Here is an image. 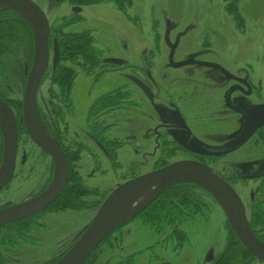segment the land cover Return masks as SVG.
<instances>
[{
	"label": "flooded vegetation",
	"instance_id": "1",
	"mask_svg": "<svg viewBox=\"0 0 264 264\" xmlns=\"http://www.w3.org/2000/svg\"><path fill=\"white\" fill-rule=\"evenodd\" d=\"M57 1L61 3V0ZM71 8L72 14L76 16L83 10L78 5ZM73 8L79 11L74 12ZM63 20L60 19L58 22L61 33H70L65 29L67 26H63ZM72 20L74 18L68 21ZM173 31L177 33L176 30ZM74 33L83 34L88 31ZM91 40H93L91 47L87 46L88 50L77 56L81 60L77 61L79 63L76 66L79 67L77 71L74 70L70 74V70L63 66L59 72H55L61 51L54 38L53 27L49 24L48 47L52 46V64L50 68L47 65L37 89V113L47 141L58 148L63 156L67 166V181L62 191L41 210L0 225V264H8V259L26 257L22 247L26 245V249L32 248L34 244L40 243V236H34L33 232L42 228L38 225L40 219L46 220L52 214L54 217L67 220L58 225L57 234L61 237L78 230L70 244L62 252L50 258L48 264L57 262L78 241L94 220L105 199L118 186L181 162L201 164L215 177L227 183L241 201L253 235L264 243V168L262 167L264 152L261 153L264 149L256 147L264 131V125L253 129L244 142L236 141L243 130H248L253 123L261 120L259 113L249 110L264 107V104L240 101L238 95L242 89L241 83L232 82L230 76L225 80L223 77L226 88L222 94V108L210 109L220 112L224 118H215L213 113L208 111L209 109L204 111L205 117L196 120L197 123H203L201 127L203 135L201 131L197 134L194 126L191 125L193 132L190 131L189 137L183 134L186 130L180 127L182 124H179L176 120L177 116H174L176 108L165 109L162 105H155L153 109L158 121L163 125L172 122L173 127L154 128V136L150 138V141H154V167L143 171L145 159H142V162L136 160L124 165L120 160V152L128 145V139L137 141L133 147L137 145L138 148H132L133 152L144 151L141 148L145 147V135H139V138L133 136L131 139L127 132L125 134L131 119L142 121L143 101L133 102L130 82L112 85L105 91L99 90L98 85L103 80V75L115 71L121 73L125 61L123 57L109 52L111 48L98 49L94 46L95 39ZM54 44L57 48L56 58ZM50 51L49 48V54ZM95 51L100 55L111 54L99 60L85 61V57L88 58ZM108 60H117L120 63ZM65 61L69 62V60ZM141 63L144 78L154 88H158L157 82L152 77L150 62L144 54L141 55ZM30 66L24 79V88ZM80 72L81 76H75V73ZM191 76L195 77L194 71ZM196 76L199 77L197 74ZM80 77L88 79L83 94L77 92ZM168 78L167 74H161V80L166 81ZM127 79L125 78V81ZM45 83L49 85L46 89L48 98L42 100ZM132 85L135 91L146 90L145 84L138 80L133 81ZM207 91L214 92V88L207 87ZM0 99L10 108L16 130L15 155L10 177L0 188V211H3L47 194L56 181V165L53 157L30 137L23 123L22 100H15L10 104L1 89ZM262 116L263 119L264 114ZM105 158L109 162L108 166L111 167L109 177L105 176L109 171L106 172L103 168L102 161ZM5 162V139L0 126V174L5 169ZM114 173L119 174L115 179ZM103 178L110 183L108 190L100 188L96 182ZM116 179L118 182L113 184ZM244 195L248 196V203L245 202ZM82 212L94 214L89 222L80 228L79 219ZM217 216H220V221L213 223L211 219ZM51 226L53 227L52 223ZM66 227L68 231L65 230ZM196 228L201 229L203 233H209L214 228H219L222 232L220 248L217 252L208 250L204 264H249V262L252 264L253 261L264 264V261L255 258L248 251L251 261L242 258L249 256L241 252L237 244L241 242L231 228L221 204L209 190L190 182L173 184L162 188L159 192L155 189L153 199L132 219L115 229L97 245L82 264H94V261L103 259V264H170L169 258L173 255L179 256L188 243L190 232ZM18 237L25 241L21 239L20 243ZM141 240L146 243L142 248H138ZM32 251L33 249L29 251L27 249L26 252ZM184 258L188 257L185 255Z\"/></svg>",
	"mask_w": 264,
	"mask_h": 264
},
{
	"label": "rangeland",
	"instance_id": "2",
	"mask_svg": "<svg viewBox=\"0 0 264 264\" xmlns=\"http://www.w3.org/2000/svg\"><path fill=\"white\" fill-rule=\"evenodd\" d=\"M33 1L41 8L49 24L52 25L54 38L60 26L58 22L64 19V27L67 26L65 29L70 32L64 35L67 40L75 36L74 32L86 30L88 40L90 39L89 47L93 43L91 40L93 38L94 46L98 49L103 50L104 47H108L111 48L109 52L123 57L125 61L123 71L104 74L98 87L100 91H105L112 85L130 82L133 102L143 101L142 121L131 119L125 134L127 132L131 139L133 136L139 138V135H145V147L141 148L144 151L133 152L132 148H138L137 145L133 147L137 141L128 139V145L120 152V160L124 165L136 160V162H142V159H145L143 171L154 167V141H150V138L154 136V128L156 126L158 129L173 127L172 122L163 125L158 121L153 109L155 105H162L165 109L176 108L174 116H177L176 120L182 124L180 127L186 130L183 134L189 137L193 132L191 125L194 126L197 134L200 131L202 134L203 123L199 122L202 123L199 124L196 120H202L205 117L204 111L209 109L208 111L213 113L215 118H224L220 112L210 108H222V94L226 88L224 80L227 76H230L232 82L241 83L242 89L238 95L240 101L264 104V0H127L126 5L122 0H81V4L74 0H61V3L57 0ZM74 5L83 8L80 15L72 14L71 6ZM70 18L74 20L68 21ZM49 48L51 51L48 68L52 64V46ZM13 53V56H8L4 60V62L9 60L8 64L1 66L0 62V70L3 69L0 89L10 104L15 100H22L24 79L31 63L26 64L27 60L19 48H16ZM93 54L98 56L94 57ZM110 54L100 55L98 51H95L88 58L85 57V61L99 60ZM142 54L146 55L150 62L152 77L157 82L158 88H154L143 76ZM65 60L62 55L57 62L58 68L55 72H59L63 66L71 71H69L70 74L78 70L79 67L76 66L80 59L77 56L69 62ZM192 71L195 77L191 76ZM163 73L169 76L166 81L161 80ZM75 74V76H81V72ZM125 78L128 79L125 81ZM135 80L145 84V92L139 89L135 91L132 85ZM87 81V78L80 77L77 83L79 94H83ZM44 85L42 91L45 94L41 97L42 100H47L46 89L49 85L46 83ZM107 85L109 86L105 87ZM207 87L214 88V92L207 91ZM40 105L44 107L42 103ZM259 141L256 147L264 149V131ZM189 143L192 144V141L189 140ZM102 162L106 172L109 171L105 176L109 177L111 173L109 162L106 158ZM117 175L119 174L114 173L113 178L115 179ZM105 180L103 178L96 182L100 188L108 190L110 183ZM117 182L116 179L113 184ZM244 196L245 202L248 203V196ZM93 214V212L80 214V228L89 222ZM52 215L48 216L47 221L41 219L38 221V225L42 228L34 231L33 235L40 236V243L27 248L28 251L31 249L33 251L26 252V245H24L22 250L27 256L8 259V264H48L50 258L62 252L70 244L78 230L61 237L57 234L58 225L67 220ZM219 218L220 216H217L211 220L213 223H218ZM221 233L219 228L211 229L209 233L194 229L190 232L188 243L179 256L173 255L169 258V263L204 264L207 251L217 252L220 248ZM21 239V237L17 238L20 243ZM145 243L141 240L138 248H142ZM185 255L188 258H184ZM103 263L104 259L94 261V264ZM252 264L261 263L253 261Z\"/></svg>",
	"mask_w": 264,
	"mask_h": 264
},
{
	"label": "water",
	"instance_id": "3",
	"mask_svg": "<svg viewBox=\"0 0 264 264\" xmlns=\"http://www.w3.org/2000/svg\"><path fill=\"white\" fill-rule=\"evenodd\" d=\"M0 9L17 12L29 25L34 39L33 57L22 98L23 123L32 140L54 159L56 181L47 194L26 204L0 211V225L33 214L48 205L64 188L67 181V166L58 148L47 141L37 113V89L47 68L49 60V22L41 8L33 0H0ZM74 12H78L73 8ZM29 18L34 27L24 18ZM55 58L57 48L54 44ZM109 62L120 63L117 60ZM249 111L260 114L247 130H243L236 139L238 143L246 140L253 129L264 125V107ZM39 125L41 128H39ZM0 126L5 139V169L0 174V188L10 177L15 155L16 130L13 114L8 105L0 99ZM235 141V142H236ZM264 168V162L262 163ZM190 182L209 190L221 204L227 219L243 247L255 258L264 261V243L252 233L244 213V207L232 188L215 177L205 166L193 162H181L168 165L160 170L147 173L118 186L103 202L94 220L85 229L72 248L55 264H82L88 255L115 229L132 219L151 199L136 204L135 210L127 219H121V213L127 199L137 190L154 186L156 191L177 183Z\"/></svg>",
	"mask_w": 264,
	"mask_h": 264
},
{
	"label": "trees",
	"instance_id": "4",
	"mask_svg": "<svg viewBox=\"0 0 264 264\" xmlns=\"http://www.w3.org/2000/svg\"><path fill=\"white\" fill-rule=\"evenodd\" d=\"M80 1L81 0H74V2H79L81 4L82 2ZM122 1L125 4L127 0H122ZM57 30H59V32L56 31L55 38L57 40L56 42L58 44V47H60V51H61L60 59L61 56L63 55L64 60L65 59L72 60L74 57L80 55V53H85L88 50L87 46L89 40L87 33L75 34V36H73L72 39L67 40L66 36H64L66 34H62L61 29H57ZM16 48H19L21 50V53L23 52V55L27 60L26 63L28 62L29 64L31 62L30 60L33 55V48H34V39H33L32 31L29 25L27 24V22L17 12L8 9L0 10L1 66L5 65L6 63L7 64L9 63V60L5 62L4 60L8 56H13L14 55L13 51ZM2 70H0V77L3 74L1 73L3 72ZM237 244L240 246L241 248L240 250L242 253L248 254L247 250L239 242ZM242 258L245 259L246 261L250 260V256L248 258L247 255L243 256Z\"/></svg>",
	"mask_w": 264,
	"mask_h": 264
},
{
	"label": "bare ground",
	"instance_id": "5",
	"mask_svg": "<svg viewBox=\"0 0 264 264\" xmlns=\"http://www.w3.org/2000/svg\"><path fill=\"white\" fill-rule=\"evenodd\" d=\"M24 18L28 21V23L32 27H34L32 21L29 18L25 16ZM39 128H41L40 125H39ZM154 194H155L154 186H148V187L135 191L125 202L124 208L121 213V219H127L129 216H131L135 210L136 204H143L145 201L151 198Z\"/></svg>",
	"mask_w": 264,
	"mask_h": 264
}]
</instances>
